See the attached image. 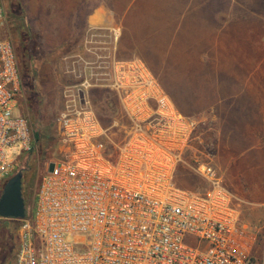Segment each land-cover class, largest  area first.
<instances>
[{
	"label": "built area",
	"instance_id": "obj_1",
	"mask_svg": "<svg viewBox=\"0 0 264 264\" xmlns=\"http://www.w3.org/2000/svg\"><path fill=\"white\" fill-rule=\"evenodd\" d=\"M93 52L72 57L79 81L62 92L59 153L32 211L0 217L18 224L14 264H259L236 198L212 167L206 178L216 187L206 194L175 182L195 120L175 108L141 60ZM101 89L118 95L122 123L103 125L92 98ZM22 90L15 46L0 39V189L14 171L12 156L34 146L31 122L18 110Z\"/></svg>",
	"mask_w": 264,
	"mask_h": 264
},
{
	"label": "crops",
	"instance_id": "obj_2",
	"mask_svg": "<svg viewBox=\"0 0 264 264\" xmlns=\"http://www.w3.org/2000/svg\"><path fill=\"white\" fill-rule=\"evenodd\" d=\"M104 11L120 20L119 57L141 60L181 114L213 123L215 166L264 264V0H129Z\"/></svg>",
	"mask_w": 264,
	"mask_h": 264
},
{
	"label": "rangeland",
	"instance_id": "obj_3",
	"mask_svg": "<svg viewBox=\"0 0 264 264\" xmlns=\"http://www.w3.org/2000/svg\"><path fill=\"white\" fill-rule=\"evenodd\" d=\"M128 1L2 0L4 16L0 21V39L10 40L15 46L24 79L18 110L30 120L34 139L30 153L21 151L18 156H12L14 171L9 177L23 173L27 214L32 211L38 185L48 163L59 153L58 117L63 109L62 92L68 85L79 81L72 73L74 59L71 57L66 61L65 53L80 54L88 59L87 49L93 48L96 53L110 55L111 60H129L119 57L117 50L122 32L120 20L117 18L110 22L103 19L105 4L120 11ZM17 4H20L30 29L26 36L14 14ZM93 6L97 10V19L88 23L86 15L92 12ZM77 12L79 18H72L71 13ZM109 47L114 51H108ZM92 98L104 125L124 121L117 94L109 90H93ZM177 108L185 114L181 107ZM191 118L196 122L193 140L180 157L174 179L179 187L189 192L206 194L216 187L206 178L207 168L212 167L217 176H221L215 166L217 139L212 122L207 123L201 116ZM3 188L0 189L1 194ZM17 230L18 224L1 221L0 264H14L18 249Z\"/></svg>",
	"mask_w": 264,
	"mask_h": 264
},
{
	"label": "water",
	"instance_id": "obj_4",
	"mask_svg": "<svg viewBox=\"0 0 264 264\" xmlns=\"http://www.w3.org/2000/svg\"><path fill=\"white\" fill-rule=\"evenodd\" d=\"M23 173L8 178L0 196V217L4 219H24L27 214L22 191Z\"/></svg>",
	"mask_w": 264,
	"mask_h": 264
},
{
	"label": "trees",
	"instance_id": "obj_5",
	"mask_svg": "<svg viewBox=\"0 0 264 264\" xmlns=\"http://www.w3.org/2000/svg\"><path fill=\"white\" fill-rule=\"evenodd\" d=\"M17 6H18L17 10H14V14H15V16H16V21H17V23H18L19 26H20V30H21V32H22V33H25V36H26L27 34L30 33V32H29L30 29H29V26H28V24H27V21H26L25 18H24V14H23L22 11L20 10V9H21L20 4H17ZM27 63H28V62H27ZM22 78H23V76H22ZM23 82H24V79H23ZM103 125H104V124H103ZM105 126H107V125H105ZM22 191H23V198H24V200L26 201V198H25V190H24L23 187H22ZM4 221H7V222H10V223H13V224H17V223L14 222V221H9V220H4ZM0 235H1V223H0ZM16 236H17V233H16ZM16 243H17V245H18V241H17V239H16ZM17 252H18V249H17V251H16V253H15V257H16Z\"/></svg>",
	"mask_w": 264,
	"mask_h": 264
}]
</instances>
